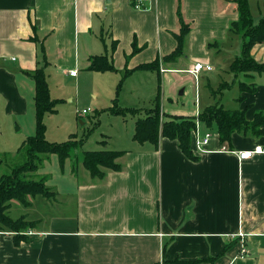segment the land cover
Returning <instances> with one entry per match:
<instances>
[{"label":"crops","instance_id":"crops-1","mask_svg":"<svg viewBox=\"0 0 264 264\" xmlns=\"http://www.w3.org/2000/svg\"><path fill=\"white\" fill-rule=\"evenodd\" d=\"M177 1L146 0L135 10L129 0H0V175L19 163L20 146L35 133L33 75L39 70L50 95L53 86L69 81L79 100L85 81L97 85L102 79L136 77L146 85L132 90L128 103L136 106H127L147 101L152 106L159 95L161 113L196 116L201 84L189 72L202 63L211 70L199 76L210 78L211 62L236 38L229 27L238 15L234 0H181L190 30L182 54L167 60L179 30ZM246 1L252 19L255 10L262 19L264 0ZM238 50L235 42L229 55ZM251 55L264 62V44L255 45ZM101 56L112 70H89L90 60ZM152 63L153 68H142ZM244 80L255 90L241 92L238 86L235 109L252 122L264 112V73ZM188 83L190 89L181 94L194 101L195 111L185 105L164 110L162 92L168 100L174 87ZM213 93L205 107L214 103ZM142 109L148 108L138 112ZM132 117L111 143L113 151L123 152L116 160L120 171L92 178L82 165V171L75 170L81 157L72 169H62V185L39 175L53 198L28 197V206L10 202L9 217H23L33 227L21 232L25 239L17 244L15 233L0 232V264H264V134L236 133L230 145H221L215 130L200 123L199 138L211 137L198 148L192 132V160L175 140L135 142L141 118ZM97 145L93 151H112L105 140ZM255 147L263 152L239 160V152ZM7 158L16 162L8 167Z\"/></svg>","mask_w":264,"mask_h":264},{"label":"trees","instance_id":"trees-1","mask_svg":"<svg viewBox=\"0 0 264 264\" xmlns=\"http://www.w3.org/2000/svg\"><path fill=\"white\" fill-rule=\"evenodd\" d=\"M238 19L231 23L229 31L232 35L242 39L240 54L229 64V71L234 77L242 75L248 79L253 74L264 73V62L256 61L251 50L257 44H264V17L257 24L253 19L246 0H234ZM177 18L179 30L173 35L176 41L174 51L168 55L167 60H175L184 49L185 38L190 30L181 13V0L177 1ZM215 48L216 46L213 45ZM156 63L146 65L142 68L150 69ZM89 70L101 71L112 70L104 57H94L90 60ZM128 74V73H126ZM35 82V119L36 127L33 136L24 140L18 150V162L9 173L0 175V232L15 233L14 241L19 243L25 237L21 232L32 228L33 224L24 221V218L13 220L8 215L10 202L15 200L25 206L29 205L28 197L43 196L53 198V193L45 185V180H34L30 174L35 172L47 158L46 155L55 154L60 160L70 155V151L76 146V141L69 139L60 144H51L45 138V126L43 118L45 114L55 112L59 101H53L49 97V89L41 70L33 75ZM228 87V84L219 86V89ZM241 92L253 93L255 85L247 82L239 83ZM218 91V90H217ZM215 93V92H214ZM238 98L237 100H241ZM116 115H124L126 112L136 113V110L118 111L113 110ZM194 116L163 115L160 111V96L157 95L150 109L146 110L144 118L138 119L135 124L133 140L137 143L151 142L156 144L160 138L175 140L181 152L192 160L196 158L191 152L192 132L195 129ZM199 122L207 130H215L221 145H230L233 134H250L252 136L264 134L261 127L264 125V112L255 114L252 122L245 119V111L239 109H226L220 102L213 103L204 108L198 115ZM123 152L116 151H91L82 156V164L89 171L92 178L101 179L105 170L120 171L121 167L117 159ZM2 161L0 158V165ZM199 262H179L172 264H198Z\"/></svg>","mask_w":264,"mask_h":264},{"label":"rangeland","instance_id":"rangeland-1","mask_svg":"<svg viewBox=\"0 0 264 264\" xmlns=\"http://www.w3.org/2000/svg\"><path fill=\"white\" fill-rule=\"evenodd\" d=\"M255 12L256 14L253 16V19L254 24H257L260 19L257 15L258 11L255 10ZM235 42H238L239 52L235 53V55H229L233 52ZM240 44L242 45V39L237 36L234 38L232 43L227 45L226 49L219 53L220 55L214 58L211 62L213 73H210V78L209 74L206 75L208 78H205L204 75L200 77L199 75L201 72L198 74L197 78H200L198 81L199 84H201V88H198L200 103L199 105H196L197 108L199 107L200 112L204 110L208 101H212L210 96L212 95V92H215L213 93L215 95L213 101L214 103L220 102L226 109H235L236 103L234 102V99L238 96L239 83L244 82L245 80L242 75L234 77L229 71V64L234 56L240 54ZM167 75L171 77L173 74L168 73ZM121 78L122 77H117L116 79H102V81L97 85L94 84L92 80L85 81L79 89V100L76 99L75 85L69 83V81L53 86L49 97L53 101H59L61 105L58 107L55 114L48 113L49 115H44L43 124L45 126L46 133L45 138L51 144H60L68 141L69 139L75 140L77 144L70 151L69 157L64 160H60L55 154L46 155L48 158H45L42 161V164L39 166V170L30 174L32 178L40 180L42 179V175H47V177L45 176L43 178H47L49 179V182L55 184L59 183L60 185L61 182H63L60 181L62 178L63 168L65 170L66 167V171L67 167L69 170L72 169V161L75 164L77 159H81L84 152L97 150V144L102 140H105L107 150H112L111 143L116 141V136L119 134L118 132L120 129L124 130V120L130 124L133 119H136V117H132V115H136L140 118L145 115V110H148L151 107V104L148 101L143 106H127L128 104H133L128 103L129 98L132 96V90L136 87L140 89V85L142 84L143 86L146 85L144 80L138 81V79L134 77L126 81H120ZM224 83H227L228 87L219 89V86L224 85ZM123 84L125 85L122 90ZM191 85L193 86V84ZM88 87H90L89 90L87 89ZM184 88L187 90L190 89V84L188 83L185 87H181L179 90L174 87L170 97H168V100L163 96L162 92V108L164 110H171L185 105L189 106L188 109H191V111H195L194 101H189L188 94H181V91ZM85 89L87 91L82 93L81 91ZM56 97H59V99H53ZM70 99H72V101H70ZM133 106L136 105L133 104ZM143 107L148 109H142L138 112V110ZM86 108L91 109V112L84 117H80L78 112ZM113 110H136L137 112H126L124 115H116L112 112ZM200 112L193 117L195 125L198 123L196 118H198ZM162 114L165 115V113ZM199 123L198 125L200 127ZM13 130H15V127ZM6 160L10 161L7 163V166L16 162L15 160H11L9 158ZM81 165L84 167L82 161L78 163L75 170H78L79 172L82 171L80 168ZM84 169L86 168L84 167ZM11 215H13V213H11Z\"/></svg>","mask_w":264,"mask_h":264},{"label":"built area","instance_id":"built-area-1","mask_svg":"<svg viewBox=\"0 0 264 264\" xmlns=\"http://www.w3.org/2000/svg\"><path fill=\"white\" fill-rule=\"evenodd\" d=\"M145 2L146 0H129V3L131 4V6L133 7V9L135 10H141L145 7ZM210 71L211 67L208 65H204L202 63H195L193 66V69L189 72L191 74H193L195 77L198 76V74L201 71ZM76 74V71H71L70 75L74 76ZM91 112V109L87 108L84 110H81L80 112H78V115L80 117H84L85 115L89 114ZM196 121L199 123L198 118H196ZM198 123H196L195 125V129L193 131L194 136L196 137V145L198 148H201L202 146L206 145L208 140L210 139L211 135L209 133H206L202 139L199 138L200 134H199V125ZM200 124V123H199ZM223 150H225V148H223ZM262 149L261 147H255L252 150L249 151H241L238 153V158L239 160H244V159H248L253 157L256 154H260L262 153ZM242 253L244 254L245 251L243 250Z\"/></svg>","mask_w":264,"mask_h":264}]
</instances>
